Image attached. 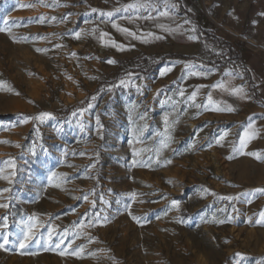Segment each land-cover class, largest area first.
I'll list each match as a JSON object with an SVG mask.
<instances>
[{"label":"rangeland","instance_id":"1","mask_svg":"<svg viewBox=\"0 0 264 264\" xmlns=\"http://www.w3.org/2000/svg\"><path fill=\"white\" fill-rule=\"evenodd\" d=\"M261 190L264 0H0V264H264Z\"/></svg>","mask_w":264,"mask_h":264},{"label":"snow or ice","instance_id":"2","mask_svg":"<svg viewBox=\"0 0 264 264\" xmlns=\"http://www.w3.org/2000/svg\"><path fill=\"white\" fill-rule=\"evenodd\" d=\"M137 7H143V5H136V4H130V5H128L127 6V8H137ZM93 11H95V9H93ZM117 11H119V9L117 10ZM102 15H107V16H109V17H111L112 15H113V13L112 12H108V13H102ZM161 15H167V12H164V13H161ZM115 26V25H114ZM121 31H124V32H128V30L127 29H120ZM129 35H133V36H135V33H128ZM77 35V37H79V33H77L76 34ZM104 35H106V34H101V38H103V36ZM114 46H117V47H120V46H118V45H114ZM38 51H40L39 49H38ZM109 63H115V61H108ZM162 75L164 74V73H161ZM121 83H123V81H121ZM218 87H222L223 85L222 84H220V85H217ZM232 91H233V93H236V94H238V93H241L242 92V89H232ZM181 95H183V92L181 91ZM195 97H196V92H193L192 93V96L190 97V99H195ZM209 103H211V96H209ZM197 107H201L200 105H196ZM205 107H207V105H205ZM212 110H214V111H228V112H231V111H234V109L232 108V107H230V106H228V107H226V108H220V107H215V108H213ZM43 116H50V114H48V113H44V114H42ZM165 121H166V123H167V117H165ZM224 135H227V133H225ZM220 139L222 140L223 139V136H221L220 137ZM220 142V140H217V143H219ZM18 146V145H17ZM165 146H167V145H165ZM252 155H256V154H252ZM259 158V157H258ZM171 161H168V163H170ZM3 191H8L7 189H4ZM261 191H264V190H261ZM135 194H133V196H134ZM84 199L85 200H87L88 199V197L87 196H85L84 197ZM94 203V202H93ZM176 202L174 201L173 202V204H175ZM0 207H8V205H6V204H0ZM261 218L262 219H264V212H262L261 214ZM222 222V221H221ZM260 221H257V223H259ZM7 225H5V227H6ZM34 228H35V225H33V224H29V227L27 228V230L25 231V233L23 234V236H22V238L20 239V241H19V248L20 249H26L28 246H29V244L30 243H32L33 241H34V239H35V235H36V233H35V231H34ZM8 243V240H7V238H5L4 240H3V243H0V248H4V246L6 245ZM58 246V245H57ZM81 251H82V249H81ZM61 254H63V253H61ZM74 255H79V253L78 252H75V253H73Z\"/></svg>","mask_w":264,"mask_h":264},{"label":"trees","instance_id":"3","mask_svg":"<svg viewBox=\"0 0 264 264\" xmlns=\"http://www.w3.org/2000/svg\"><path fill=\"white\" fill-rule=\"evenodd\" d=\"M200 32L202 33V42L203 43H212L213 45H216V46H221L223 48H226L227 49V54L230 56V55H236L238 57L237 54H235L234 52V49L232 47V45L225 41L224 39H222L221 37L217 36L213 31H210L209 29H200ZM172 56H175V55H163L161 56L160 58H158L155 63H153V65L151 66V68L159 63H162L164 62L165 60H167L168 58L172 57ZM182 56V55H181ZM184 58H195V56H192V55H183ZM150 69L147 70V72L149 71Z\"/></svg>","mask_w":264,"mask_h":264}]
</instances>
